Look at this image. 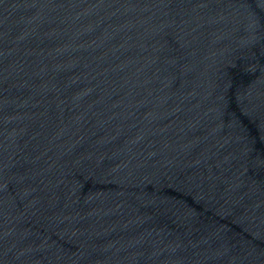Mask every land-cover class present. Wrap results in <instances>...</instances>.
Here are the masks:
<instances>
[{"label":"water","instance_id":"95a60500","mask_svg":"<svg viewBox=\"0 0 264 264\" xmlns=\"http://www.w3.org/2000/svg\"><path fill=\"white\" fill-rule=\"evenodd\" d=\"M0 264H264V0H0Z\"/></svg>","mask_w":264,"mask_h":264}]
</instances>
